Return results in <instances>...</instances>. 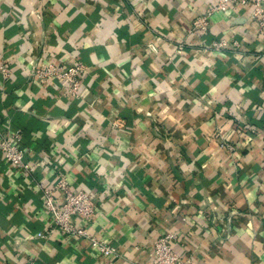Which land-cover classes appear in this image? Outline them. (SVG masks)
Here are the masks:
<instances>
[{"label":"crops","instance_id":"1","mask_svg":"<svg viewBox=\"0 0 264 264\" xmlns=\"http://www.w3.org/2000/svg\"><path fill=\"white\" fill-rule=\"evenodd\" d=\"M217 2L0 0V142L32 165L0 153V264H149L163 233L187 264H264V45L250 7L189 31ZM51 63L83 66L82 97L32 77ZM60 177L90 194L84 228L117 257L35 237Z\"/></svg>","mask_w":264,"mask_h":264},{"label":"built area","instance_id":"2","mask_svg":"<svg viewBox=\"0 0 264 264\" xmlns=\"http://www.w3.org/2000/svg\"><path fill=\"white\" fill-rule=\"evenodd\" d=\"M250 7L252 18L257 24V34L264 45V0H218L216 5L211 7L209 11L202 16L197 17L192 22V27L189 31L198 30L202 33L208 31L210 24V16L213 12H226L231 8ZM229 44L234 48L239 47V43L232 41L231 43L225 39L213 41L210 48L214 51H221ZM5 76L8 75V70L1 69ZM83 66L80 64L62 65V64H47L44 67L37 68L32 72V77L40 82L47 81H63L66 83V93L74 97H82V92L79 90ZM16 141L20 138L14 136ZM229 151L233 150V146L229 143H224V146ZM0 153L3 160L11 166L20 168L25 175L32 172V165L24 161V153L20 150L15 142L9 138H4L0 142ZM264 164V154L262 157ZM57 193L62 194V203L56 205L54 200ZM45 197L44 208L50 215V225L43 232H38L35 237L45 238L47 235L57 232L62 236H74L77 238L88 239L92 249L106 257H117L116 249L107 245L94 237H91L85 225L90 224L96 217V204L92 200L90 194L84 190L72 192L64 177H60L56 183L54 190H43ZM177 241V235L174 233H163L154 242L149 264H187L175 252L173 244Z\"/></svg>","mask_w":264,"mask_h":264},{"label":"rangeland","instance_id":"3","mask_svg":"<svg viewBox=\"0 0 264 264\" xmlns=\"http://www.w3.org/2000/svg\"><path fill=\"white\" fill-rule=\"evenodd\" d=\"M223 147H225V145Z\"/></svg>","mask_w":264,"mask_h":264}]
</instances>
